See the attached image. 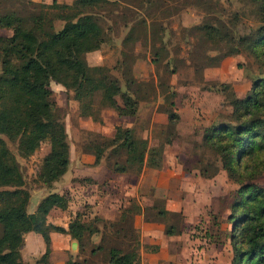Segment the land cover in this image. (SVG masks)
Listing matches in <instances>:
<instances>
[{"label":"rangeland","instance_id":"obj_1","mask_svg":"<svg viewBox=\"0 0 264 264\" xmlns=\"http://www.w3.org/2000/svg\"><path fill=\"white\" fill-rule=\"evenodd\" d=\"M51 1L0 0V14L37 13L38 4ZM103 5L97 10L104 29L103 42L84 57L88 65L108 68L118 79L121 91H132L136 100L134 113L117 114L114 106L121 105L122 98L120 92H111L112 104L101 105L96 93V113L79 115L71 91L51 80V98L68 143L66 172L51 184H42L37 173L49 149L48 141H41L31 154L22 157L17 152L16 140L4 136L18 162L23 187L29 192L26 210L32 212L46 193L59 191L67 198V208L50 211L48 221L66 225L76 211H82L85 219L102 217L107 236L114 238L110 234L113 229L133 227V211L120 216L121 211L127 207L134 210L140 207L136 200H146L142 219L149 228L143 230L151 235L144 237L142 243L144 253L150 254H139V245L135 264H225L231 253L228 239L215 241L213 237H222L229 227L225 217L239 183L227 176L217 153L203 143L202 134L205 127L229 119L231 99L244 95L254 76L264 75V63L250 51L223 54L226 47L222 41L202 36L196 25L207 23L228 35L250 34L262 22L258 3L109 0ZM44 13L52 19L54 30L62 26L60 9L45 8ZM10 33V29L0 27V35ZM168 110L177 114L171 124ZM116 125L130 127L135 136L147 139L149 147L157 148L158 165L146 162L138 171L113 172L112 161H121L123 154L108 157L107 149L94 163L92 141L111 137ZM254 182L264 186V171ZM114 187L119 189L116 196ZM113 209L115 213L109 217ZM170 224L172 233H165ZM97 225L103 228L101 222ZM133 229L139 240L138 230ZM50 233V250L43 262L39 261L44 251L40 235L33 231L23 233L19 252L24 264H64L68 258L84 260L83 264H107L104 252H88L92 243L100 241V233L92 234L82 251L68 234ZM150 236L156 237L152 243L147 239ZM155 243H162L156 252Z\"/></svg>","mask_w":264,"mask_h":264},{"label":"trees","instance_id":"obj_2","mask_svg":"<svg viewBox=\"0 0 264 264\" xmlns=\"http://www.w3.org/2000/svg\"><path fill=\"white\" fill-rule=\"evenodd\" d=\"M108 1L59 3L52 0L38 4L37 13L8 11L0 14V27L11 31L0 35V264H24L19 248L22 235L27 231L38 233L44 243L40 262L46 260L50 250V231L68 234L81 251L92 234L100 233V241L92 243L89 255L104 252L107 264H135L138 260L140 244L131 225L127 229H113L110 233L113 238L107 236L102 217L95 215L85 219L82 211H76L65 226L48 221L50 209L67 208L68 201L62 193H46L34 210L28 212L29 192L23 187L18 162L4 140V136L16 140L17 152L22 157L47 140L49 149L42 157L37 179L49 185L66 171L69 163L66 132L51 98V80L71 91L79 115L96 113L93 107L96 93L101 105L112 104L111 92H120L122 98V104L114 106L117 114L134 113L136 100L132 91H121L118 79L108 68L88 65L84 57L103 42L104 29L97 10ZM254 1L258 3L262 22L250 34L228 35L227 31H219L207 23L196 27L209 40L222 41L226 47L223 54L250 51L264 63V0ZM45 8L60 9L59 17L63 20L60 28L53 29ZM129 81L132 82V77ZM169 104L172 105V101ZM230 104L229 119L205 127L202 134L203 143L217 153L227 176L239 183L225 217L229 227L222 237L214 235L213 240L228 239L229 264H264V186L254 182L264 171V75L254 76L248 91L232 98ZM167 118L171 124L177 114L168 110ZM92 148L94 163L106 149L108 157L123 154L121 161H112L113 172L138 171L146 162L150 166L158 165L157 148L149 147L147 139L135 136L130 127L116 125L111 137L93 140ZM128 211L138 213L140 207L134 210L127 207L120 216ZM165 233H172L171 224ZM118 236L125 239L120 240ZM83 263L84 260L69 258L64 262Z\"/></svg>","mask_w":264,"mask_h":264},{"label":"crops","instance_id":"obj_3","mask_svg":"<svg viewBox=\"0 0 264 264\" xmlns=\"http://www.w3.org/2000/svg\"><path fill=\"white\" fill-rule=\"evenodd\" d=\"M84 155L83 154H81V158H84L83 157ZM69 166V165H68ZM67 169H68V167H67ZM66 172V171H65ZM129 188H132V187H129ZM134 188H136L135 186H134ZM117 190H119L118 188H115L114 187V189L112 190L113 191V196H116L117 194L115 193ZM123 190H127V189H123ZM59 192V191H58ZM112 194H110V195H108V196H111ZM106 198V197H105ZM111 199L113 198H116V197H110ZM137 201V204L140 206V208H141V210H140V212L139 213H131V220H132V222H133V227L136 229V230H138V232H139V244H140V248H139V254L141 253L142 255H144V256H147V255H149L150 253L149 252H145L144 253V250H143V246H144V243H142L143 242V238L145 237L146 238V236H148V234H150V232L147 230H143V229H145V228H149V226L147 225V222L146 221H144L145 219H142V218H144L143 217V207H145V205H147L148 203L146 202V200H144V201H140V200H136ZM120 205V202L118 203V206ZM71 206L69 205V208H70ZM56 209L57 210H59V208H52V209H50V211H56ZM74 210V209H73ZM50 211H49V213H50ZM72 212V211H71ZM48 213V214H49ZM113 213H115V209H113V212H111V213H109L108 214V216L109 217H111L112 215H113ZM133 214V215H132ZM47 217H48V215H47ZM54 224H57V225H63V226H65V224L64 223H62L61 222V224H59V223H54ZM150 228H151V226H150ZM28 232V231H27ZM27 232H25V234L27 233ZM54 232H56V233H60V232H57V231H54ZM61 235H67V234H62V233H60ZM50 235V238L52 239V234L50 233L49 234ZM151 235V234H150ZM154 238H156V237H152V236H150V237H148L147 239L149 240V242H154L155 240H154ZM156 245H157V248H156V246H155V248H156V250H155V252L158 250V248H160V246L162 245V243H155ZM154 248V249H155ZM225 264H229V258L227 259V261H226V263Z\"/></svg>","mask_w":264,"mask_h":264}]
</instances>
